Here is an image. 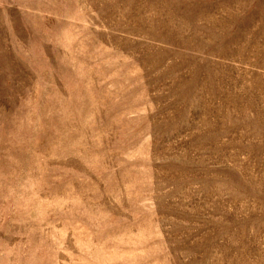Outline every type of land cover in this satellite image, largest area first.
Returning a JSON list of instances; mask_svg holds the SVG:
<instances>
[{"label":"rangeland","instance_id":"374dc122","mask_svg":"<svg viewBox=\"0 0 264 264\" xmlns=\"http://www.w3.org/2000/svg\"><path fill=\"white\" fill-rule=\"evenodd\" d=\"M0 264H264V0H0Z\"/></svg>","mask_w":264,"mask_h":264}]
</instances>
